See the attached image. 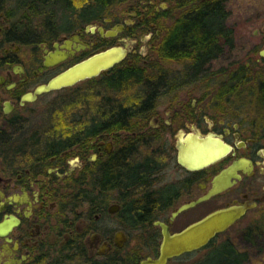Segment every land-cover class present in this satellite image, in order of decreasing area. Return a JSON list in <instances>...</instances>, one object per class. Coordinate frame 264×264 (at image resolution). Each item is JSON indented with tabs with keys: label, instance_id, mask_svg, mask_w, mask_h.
Instances as JSON below:
<instances>
[{
	"label": "flooded vegetation",
	"instance_id": "flooded-vegetation-1",
	"mask_svg": "<svg viewBox=\"0 0 264 264\" xmlns=\"http://www.w3.org/2000/svg\"><path fill=\"white\" fill-rule=\"evenodd\" d=\"M194 1L120 0L118 5L90 0L93 10L69 28L59 25L64 14L33 9L26 15L33 17L31 29L17 32L11 27L24 23L25 15L10 24L6 1L0 0V139H12L10 158L0 142V222L7 224L0 234V264H49L72 254L78 244H83L88 257L104 259L122 246L115 244L117 231L113 236L100 232L98 217L109 213L108 197L115 200L117 213H122L124 198L138 191L159 200L152 210L158 216L144 228L141 238L146 244H158V251L162 234L156 220L175 232L214 210L243 207V213L220 232L224 235L235 227L249 228L264 217V27L254 32L261 36L263 48H255L243 66L237 62L222 72L219 66L212 73L208 60L196 67L190 59L170 58L163 53L166 31L184 6ZM48 20L57 22L56 26L49 27ZM139 42L146 45L141 48ZM109 47H122L125 55L106 70L69 86L35 93L37 86ZM52 54L63 58L45 63ZM165 63L187 65L179 77L184 82L170 80L169 87L182 89L162 94L168 83L159 77L155 93L147 96L149 102L129 128L104 130L52 152L46 149L47 143L32 140L35 135L44 139L49 132L47 119L41 122L40 118L50 102L33 109L48 92L64 89L66 93L59 96L62 101L74 90L111 82L129 66L145 76H164L161 67ZM147 67L154 68L152 75L144 72ZM221 81L229 92L235 90L226 93L230 96L222 93ZM247 85L253 93L242 96L240 91ZM130 145L154 161L146 179L126 190L111 182L101 186L103 166L109 172L115 157ZM180 156L186 161L216 159L191 170L179 162ZM174 161L183 173L168 179L164 174ZM214 184L220 187L217 192L171 217L180 205L206 195ZM84 190H89L91 202L83 197ZM99 197H106L107 202ZM82 203L87 208L82 209ZM243 219L241 227L238 223ZM118 231L125 240L124 230Z\"/></svg>",
	"mask_w": 264,
	"mask_h": 264
},
{
	"label": "trees",
	"instance_id": "trees-1",
	"mask_svg": "<svg viewBox=\"0 0 264 264\" xmlns=\"http://www.w3.org/2000/svg\"><path fill=\"white\" fill-rule=\"evenodd\" d=\"M15 1L14 5L20 8H28V10L48 8L51 15L64 14L63 21L59 25L65 28L77 25L80 18L94 8L90 0ZM196 1L198 0L184 6L181 16L166 31L163 53L170 58H184L187 61L190 59L193 66L197 67L202 62L217 57L223 53L224 49L232 47L234 31L226 23L228 15L225 7L226 0ZM80 2L83 6L77 5ZM28 13L25 11L23 15L26 17ZM55 23L51 20L47 21V25L52 28L56 26ZM11 29L21 32L31 28L24 22L13 24ZM159 77L163 76H145L139 68L129 66L115 74L113 80L107 84L100 82L86 90H74L66 99L57 102V108L53 110L54 113L50 120L52 123L49 124V119L45 123L49 128L47 137L42 139L35 135L32 140L47 143L46 149L52 152L104 130L129 128L134 119L138 117L141 108L149 102L150 98L147 96L155 93L156 80ZM0 142L2 149L6 152V157L10 158L12 139L9 136H3ZM134 148L135 145H130L126 153L115 157L109 172L107 166H103L101 186L106 187L107 183L111 182L118 188L126 190L146 179L154 167V161L151 157L141 156L136 151L137 148ZM83 193V197L91 202L89 190H84ZM124 200V209L120 214L127 224L134 227L140 225L145 228L151 226V222L157 218L158 215L152 213V210L159 204V200L152 194L143 193L142 195L138 191L126 196ZM260 220L255 225L243 229L239 238L242 237L250 245L260 240L261 233L264 232V217ZM215 239L213 238L202 247L211 248L202 258L192 264H241L247 259L248 251L238 249L229 238L213 246ZM200 249L171 258L169 261H183ZM119 252V249H115L104 259L95 260L87 256L83 244H78L72 254H66L63 259L59 260H63L61 264H138L134 255ZM59 260H52L49 264H60Z\"/></svg>",
	"mask_w": 264,
	"mask_h": 264
},
{
	"label": "rangeland",
	"instance_id": "rangeland-1",
	"mask_svg": "<svg viewBox=\"0 0 264 264\" xmlns=\"http://www.w3.org/2000/svg\"><path fill=\"white\" fill-rule=\"evenodd\" d=\"M5 1V0H4ZM111 2H114L115 4L120 5V0H110ZM165 1L169 0H158L157 3H164ZM170 1H177V0H170ZM15 0H6V5L5 7L9 11V15L11 16L9 20L10 24L18 22L22 17L23 14L28 13L29 11L33 12V10H28V8H20L16 5ZM77 5H81L80 3H77ZM225 7L228 10V15L226 17V23L233 28V45L232 47L224 49L223 53H220L219 56L212 60H210L212 69L211 72L213 73L214 71L216 72L218 67L221 66V72L229 67H234L235 63H240L241 66L245 64V61L248 60V56L251 55L252 51L257 48L261 49L263 48V43L260 44V37L257 36L255 32L256 29H261L264 27V0H226L225 1ZM46 12H48V8L45 9ZM50 10V8H49ZM32 14V13H31ZM32 19L33 17H26L25 22L30 25L32 24ZM41 19V18H40ZM34 23L37 22V20H33ZM169 23V22H168ZM64 27V26H63ZM141 48L145 46L146 44L143 42H139L138 44ZM138 57V56H137ZM139 62L142 60L138 59ZM187 61V60H185ZM184 62V60H182ZM157 67H160L159 65H156ZM186 64H183L182 66L179 65H174L170 63H165L161 67L163 70V79L167 81L168 87H164L162 89L163 91L161 92L162 94H176L180 89H182L183 86L181 87H169L170 86V80H175L177 79L179 82H184L180 81L179 77L181 76V72H184L186 69ZM174 68V69H173ZM223 69V70H222ZM184 70V71H183ZM144 72H146L148 75H152L154 72L153 67H147ZM193 83H195L193 81ZM185 84V83H183ZM213 85V84H212ZM167 88V89H166ZM224 89L225 91L222 93H231L235 90H231L229 92L227 90L228 86L224 84L223 81H221V89ZM253 88V87H252ZM250 85L243 86L242 90L240 93L242 96H248V94L253 93ZM166 89V91H165ZM64 89L60 90H54L48 92L46 95L40 97L38 100V105L35 106L33 109L40 110L41 109V102L43 101H49V109L48 112L44 111L40 119L41 122H44V120H51L52 114L54 113L53 110L57 108V102L59 103L60 98L59 96L65 94ZM196 94L200 95L202 94V91L195 92ZM217 94V92L215 93ZM226 94V95H229ZM231 95V94H230ZM229 95V96H230ZM164 99H167V96L164 97ZM164 100L161 99V102ZM40 106V107H39ZM46 112V113H45ZM75 115V114H74ZM77 116V115H75ZM52 121L49 122L51 124ZM42 124V123H40ZM48 124V125H49ZM43 125V124H42ZM196 152H199L198 149H195ZM175 162V161H174ZM172 163L170 166H168V171L166 174H164L165 177L168 179L172 178L175 176V173L177 172L178 175H181L183 173L182 171H179L176 169V162ZM101 200V202H107L106 197L98 198V200ZM99 200V201H100ZM115 200L112 199V197H108V203L107 207L114 205ZM102 204V203H101ZM88 204L82 203L81 207L82 209L87 208ZM105 213L103 215H99L98 220H97V227L99 228L100 232L103 233V235L106 236H113V234L118 231V229L124 230L126 233L124 243L122 247L119 248V253L120 254H130L134 255L135 258L138 260V264L141 259L147 257V256H152L157 253L158 251V244H146L142 238V235L146 232L144 227H134L127 222H125L120 213H117V211ZM261 220H258L260 222ZM245 222L243 219L240 223V226L242 227V223ZM237 224V225H238ZM233 229L232 231L226 232L224 235L218 234L216 237L214 244H218L221 242V240L229 238L230 241L240 250L243 251H248L247 259L242 262L241 264H264V232H262V237L260 240L256 241L255 244L250 245L246 240H244L242 237H240V232L244 228H237ZM151 229V228H150ZM149 229V230H150ZM111 230V231H110ZM146 234V233H145ZM211 247H205L197 252L192 253L190 256L186 257L183 261H176V260H170L166 264H192L195 261L199 260L202 258L207 251H209ZM54 254V253H53Z\"/></svg>",
	"mask_w": 264,
	"mask_h": 264
},
{
	"label": "water",
	"instance_id": "water-1",
	"mask_svg": "<svg viewBox=\"0 0 264 264\" xmlns=\"http://www.w3.org/2000/svg\"><path fill=\"white\" fill-rule=\"evenodd\" d=\"M124 55L125 50L122 47H109L104 49L103 51L97 52L60 72L51 78L47 84L37 86L35 93L69 86L79 80L95 76L100 71H104L120 61ZM61 58H63V56L59 54H52L49 58L46 57L45 63L53 64ZM26 98H29V96H26ZM215 159L216 157L186 161L180 156L179 162L186 168L193 170L203 167ZM219 189L220 187L217 184H214L206 195L180 205L172 212L171 217L173 218L178 212L194 205L197 201L203 200L209 195L217 192ZM109 211H116V206H111ZM243 211V207L220 208L175 232H170L169 226L166 223L156 220L155 223L160 225L162 234L158 254L154 257L147 256L141 259L139 264H166L171 258L204 247L215 237L216 234L222 232L233 223ZM6 226V220L0 222V234L5 233L7 230ZM123 242L124 235L121 231H117L115 235V244L117 246H122ZM105 246L108 247L109 245L105 244Z\"/></svg>",
	"mask_w": 264,
	"mask_h": 264
},
{
	"label": "bare ground",
	"instance_id": "bare-ground-1",
	"mask_svg": "<svg viewBox=\"0 0 264 264\" xmlns=\"http://www.w3.org/2000/svg\"><path fill=\"white\" fill-rule=\"evenodd\" d=\"M127 5V4H126ZM174 69V68H173ZM111 231V230H110Z\"/></svg>",
	"mask_w": 264,
	"mask_h": 264
}]
</instances>
